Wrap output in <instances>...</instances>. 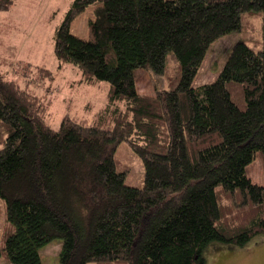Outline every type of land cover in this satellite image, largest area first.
Instances as JSON below:
<instances>
[{
	"label": "trees",
	"instance_id": "16d2710c",
	"mask_svg": "<svg viewBox=\"0 0 264 264\" xmlns=\"http://www.w3.org/2000/svg\"><path fill=\"white\" fill-rule=\"evenodd\" d=\"M90 5L85 39L71 23ZM258 15L263 39L235 42L218 77L194 86L212 44ZM53 46L81 80L108 82L109 105L54 126L50 104L0 71V256L43 264L59 238L60 264H207L213 243L264 234V184L248 174L258 153L264 162V0H73ZM138 68L169 89L141 93ZM123 141L142 186L126 184Z\"/></svg>",
	"mask_w": 264,
	"mask_h": 264
},
{
	"label": "rangeland",
	"instance_id": "374dc122",
	"mask_svg": "<svg viewBox=\"0 0 264 264\" xmlns=\"http://www.w3.org/2000/svg\"><path fill=\"white\" fill-rule=\"evenodd\" d=\"M72 3L73 0H14L11 8L0 11V71L7 79L50 104V122L54 126L65 114L91 122L98 119L109 105L107 81L87 83L81 80V72L75 65L61 63L54 54V33ZM94 9L95 6L90 5L75 18L71 23L72 34L87 39L88 21L94 17ZM245 15L251 16L250 13ZM246 19L249 26L245 32L235 30L212 44L196 74L194 86L212 82L218 77L235 42L245 38L263 39V18L258 15ZM135 78L137 88L143 94L154 95L159 89H169L166 76L156 75L146 68L136 69ZM117 146L116 157L127 167L126 184L142 186L145 168L141 157L127 141ZM248 174L255 183L264 184L261 153L248 167ZM5 206V200L0 199V237L3 244L8 223ZM62 242L63 239L55 238L40 249L43 264H60ZM204 255L207 264H264V234L254 236L243 246L213 243ZM0 264H9L5 254L0 256Z\"/></svg>",
	"mask_w": 264,
	"mask_h": 264
}]
</instances>
